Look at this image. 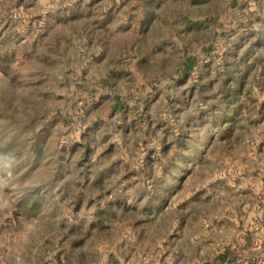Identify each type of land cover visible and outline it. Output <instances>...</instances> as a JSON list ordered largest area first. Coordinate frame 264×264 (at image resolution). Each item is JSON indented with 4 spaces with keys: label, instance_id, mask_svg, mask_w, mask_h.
<instances>
[{
    "label": "rangeland",
    "instance_id": "rangeland-1",
    "mask_svg": "<svg viewBox=\"0 0 264 264\" xmlns=\"http://www.w3.org/2000/svg\"><path fill=\"white\" fill-rule=\"evenodd\" d=\"M0 264H264V0H0Z\"/></svg>",
    "mask_w": 264,
    "mask_h": 264
}]
</instances>
